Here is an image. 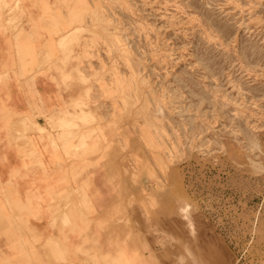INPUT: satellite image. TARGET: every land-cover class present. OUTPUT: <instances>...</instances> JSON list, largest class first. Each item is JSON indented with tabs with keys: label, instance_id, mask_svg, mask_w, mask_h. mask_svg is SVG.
<instances>
[{
	"label": "rangeland",
	"instance_id": "1",
	"mask_svg": "<svg viewBox=\"0 0 264 264\" xmlns=\"http://www.w3.org/2000/svg\"><path fill=\"white\" fill-rule=\"evenodd\" d=\"M57 1L79 102L51 130L123 153L122 218L167 264H264V0Z\"/></svg>",
	"mask_w": 264,
	"mask_h": 264
},
{
	"label": "crops",
	"instance_id": "2",
	"mask_svg": "<svg viewBox=\"0 0 264 264\" xmlns=\"http://www.w3.org/2000/svg\"><path fill=\"white\" fill-rule=\"evenodd\" d=\"M57 2L0 0V264H167L155 237L122 218L123 153L91 140L78 150L91 127L71 139L50 128L79 102L63 82L74 63L59 71L74 19ZM26 123L44 130L24 137Z\"/></svg>",
	"mask_w": 264,
	"mask_h": 264
},
{
	"label": "bare ground",
	"instance_id": "3",
	"mask_svg": "<svg viewBox=\"0 0 264 264\" xmlns=\"http://www.w3.org/2000/svg\"><path fill=\"white\" fill-rule=\"evenodd\" d=\"M74 31H75V30H74ZM63 38H64V37H63ZM72 38H73V37H72ZM35 123H36V122H35ZM75 123H76V122H75ZM26 124H27V123H26ZM32 124H33V123H32ZM27 125H28V124H27ZM27 125H26V126H27ZM29 125H30V124H29ZM29 125H28V126H29ZM36 125H37V124H35V127H37V130H38V129H39V130H41V129L44 130V128L41 127V129H40V128H38L39 126H36ZM71 125H72V124H71ZM59 126H61V125H59ZM63 126H64V125H63ZM35 131H36V130H35ZM36 132H37V131H36ZM80 136H81V135H80ZM79 138H80V137H79ZM81 141H82V139H81ZM82 142H83V141H82ZM84 142H85V141H84ZM84 142H83V143H84Z\"/></svg>",
	"mask_w": 264,
	"mask_h": 264
}]
</instances>
